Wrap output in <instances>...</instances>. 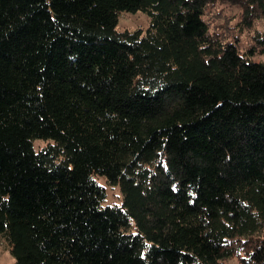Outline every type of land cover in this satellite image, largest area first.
<instances>
[{
  "label": "trees",
  "instance_id": "16d2710c",
  "mask_svg": "<svg viewBox=\"0 0 264 264\" xmlns=\"http://www.w3.org/2000/svg\"><path fill=\"white\" fill-rule=\"evenodd\" d=\"M223 1L253 46L214 30ZM122 11L149 26L120 30ZM260 23L264 0H0L15 264H264ZM99 176L122 204L105 205Z\"/></svg>",
  "mask_w": 264,
  "mask_h": 264
},
{
  "label": "rangeland",
  "instance_id": "374dc122",
  "mask_svg": "<svg viewBox=\"0 0 264 264\" xmlns=\"http://www.w3.org/2000/svg\"><path fill=\"white\" fill-rule=\"evenodd\" d=\"M242 10L237 6L225 1L219 2L218 5L209 13V20L215 31L223 34L227 39H235L241 41L240 47L245 50L248 46H253L252 36L250 33L241 32L238 26ZM150 24V17L142 12L136 13L122 11L119 14L118 28L135 29L147 28ZM259 30H264V24L257 25ZM257 60H264V54L257 55ZM47 142L44 140H36L35 147L38 149L44 146ZM98 180L102 183L107 191V199L105 205H120L122 204V193L119 186L108 185L104 176H99ZM0 264H15V258L9 252L7 244L0 238ZM223 264H241L237 258H232Z\"/></svg>",
  "mask_w": 264,
  "mask_h": 264
}]
</instances>
